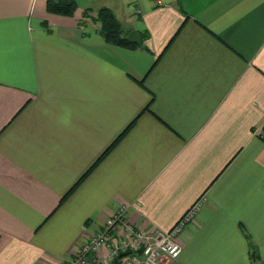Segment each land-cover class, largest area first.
Returning a JSON list of instances; mask_svg holds the SVG:
<instances>
[{
    "label": "crops",
    "instance_id": "obj_1",
    "mask_svg": "<svg viewBox=\"0 0 264 264\" xmlns=\"http://www.w3.org/2000/svg\"><path fill=\"white\" fill-rule=\"evenodd\" d=\"M76 1L0 0V264H63L120 208L147 232L195 207L162 264H264V0ZM104 7L147 50L105 43Z\"/></svg>",
    "mask_w": 264,
    "mask_h": 264
},
{
    "label": "built area",
    "instance_id": "obj_2",
    "mask_svg": "<svg viewBox=\"0 0 264 264\" xmlns=\"http://www.w3.org/2000/svg\"><path fill=\"white\" fill-rule=\"evenodd\" d=\"M198 212L190 210L170 231H141L127 219L120 208L106 222L105 228L92 234L75 258L63 264H162L177 261L183 253L180 237ZM120 256H122L120 258Z\"/></svg>",
    "mask_w": 264,
    "mask_h": 264
},
{
    "label": "trees",
    "instance_id": "obj_3",
    "mask_svg": "<svg viewBox=\"0 0 264 264\" xmlns=\"http://www.w3.org/2000/svg\"><path fill=\"white\" fill-rule=\"evenodd\" d=\"M77 8H78V5H77L76 0H47L46 2V9L48 13L65 16V17L74 16L75 12L77 11ZM89 16H90V10H87L84 13L83 19L89 18ZM93 20L100 25L99 33L101 37L103 38V40L105 41V43L115 46V47L125 48V49H130V50H136L138 48H144L147 50V48H145L144 46V42L148 39V35L146 33L145 34L141 33L140 34L141 41L139 43H135V42L128 40L126 38L128 33L125 32V30L123 29L122 23L119 21V19L117 18V16L111 9L106 8V7L99 9L96 16L93 18ZM118 141L119 140H117L111 146V148L107 151V153L113 147L116 146ZM105 155H103V157ZM101 160L102 158L97 162V164H95L94 167H96V165H98ZM87 175L88 174H86L82 178L81 181H83ZM77 186L78 184L69 192V194L72 193L76 189ZM66 197L64 199H66ZM251 258L254 262H257L260 258L255 248L252 251ZM115 264H118V263H115Z\"/></svg>",
    "mask_w": 264,
    "mask_h": 264
},
{
    "label": "water",
    "instance_id": "obj_4",
    "mask_svg": "<svg viewBox=\"0 0 264 264\" xmlns=\"http://www.w3.org/2000/svg\"><path fill=\"white\" fill-rule=\"evenodd\" d=\"M128 40L139 43L141 41L139 34L136 31H132L130 34L126 37ZM122 256H120L121 258Z\"/></svg>",
    "mask_w": 264,
    "mask_h": 264
}]
</instances>
